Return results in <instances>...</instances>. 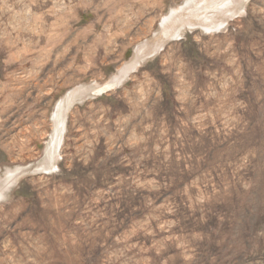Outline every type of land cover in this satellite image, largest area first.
I'll return each instance as SVG.
<instances>
[{
  "label": "rangeland",
  "instance_id": "374dc122",
  "mask_svg": "<svg viewBox=\"0 0 264 264\" xmlns=\"http://www.w3.org/2000/svg\"><path fill=\"white\" fill-rule=\"evenodd\" d=\"M0 264H264V0H0Z\"/></svg>",
  "mask_w": 264,
  "mask_h": 264
},
{
  "label": "bare ground",
  "instance_id": "6f19581e",
  "mask_svg": "<svg viewBox=\"0 0 264 264\" xmlns=\"http://www.w3.org/2000/svg\"><path fill=\"white\" fill-rule=\"evenodd\" d=\"M180 14L181 15H179V16H175V15L172 14V16L166 18V20L164 21V24H163V33L164 34H168L169 32H171L173 30H174L173 32H176L177 31V28H179V25H181V23H184L186 21L187 18L185 17V14L184 13H180ZM204 18H203L204 24L205 25H208L211 28H214V27H216V26H218L220 24V21L218 20L219 18H217V17L213 19L212 17H209V15H208V18L207 19H204ZM188 20H187L186 23H188ZM116 84H118V81L117 80L112 81V82L105 83L104 85H101V86L97 87L94 90V93L101 94V93L107 91L108 89L113 88ZM78 91H80V90L73 91V93L71 94V96L68 99V101H65V103H63L60 106L59 111H62L63 108H65L68 105H71V103L78 96ZM79 93H81V92H79ZM79 95H81V94H79ZM60 114H61V112H60Z\"/></svg>",
  "mask_w": 264,
  "mask_h": 264
},
{
  "label": "crops",
  "instance_id": "0c3cea01",
  "mask_svg": "<svg viewBox=\"0 0 264 264\" xmlns=\"http://www.w3.org/2000/svg\"><path fill=\"white\" fill-rule=\"evenodd\" d=\"M155 45H156V44H155ZM141 47H142V48H138V50H139V49L141 50V49H143V48L145 47V48H144V53H143V54H139V55L137 56V58H136V60H135L137 63L134 64L133 67H135V66H137L138 64H140V62H141L140 60H142V59H141L142 57L147 56V46H146V44L143 45V46H141ZM150 48H152V46H150L148 49L151 50ZM152 49H153V48H152ZM140 50H139V51H140ZM140 52H141V51H140ZM133 67H132V68H133Z\"/></svg>",
  "mask_w": 264,
  "mask_h": 264
}]
</instances>
